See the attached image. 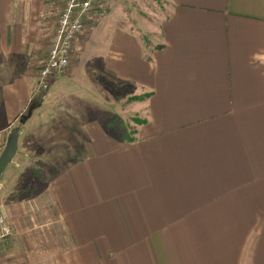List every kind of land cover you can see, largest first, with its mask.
Instances as JSON below:
<instances>
[{"label": "crops", "instance_id": "obj_1", "mask_svg": "<svg viewBox=\"0 0 264 264\" xmlns=\"http://www.w3.org/2000/svg\"><path fill=\"white\" fill-rule=\"evenodd\" d=\"M57 1L0 0V150L19 127L21 152L24 127L48 120L52 96L67 93L57 77L33 97ZM166 1L151 60L118 17L84 31L68 77L81 80L75 98L86 97L89 51L100 61L90 73L131 97L149 93L146 122L126 143L84 108H55L72 123L63 164L52 160L61 169L41 188L53 207L28 209L43 193L21 192L28 180L7 167L0 264H264V0Z\"/></svg>", "mask_w": 264, "mask_h": 264}, {"label": "rangeland", "instance_id": "obj_2", "mask_svg": "<svg viewBox=\"0 0 264 264\" xmlns=\"http://www.w3.org/2000/svg\"><path fill=\"white\" fill-rule=\"evenodd\" d=\"M57 2L61 5L59 7L57 6L52 16L53 22H51L48 30L46 29L45 31L47 35L42 42L44 50H49L55 25L62 10V2L60 0ZM92 13L95 14L96 18L89 19L90 22L86 25L85 29L86 33L88 30H90V32L93 31L100 19L104 17H118V19L124 23V26L137 29L141 32L140 34L143 38L145 52L147 55H150L151 51L162 41L161 23L163 19L168 16L169 10L166 0H98ZM119 25L121 24L119 23ZM83 42L85 41L79 40L76 44V48H78L79 45L81 46ZM87 43L88 40L86 39L85 45ZM86 54H88V56L86 55V97L78 96L79 98H75L77 89L72 88L73 85L81 82V80L72 81L68 78L74 63H76V58L73 56L68 70L62 76L56 77L57 80L63 82V86H61L62 91L64 90L67 93L64 92L65 95H62L56 92L52 96L53 99H51V102H48L51 103L49 106L54 110L51 117H48L49 125L44 123L48 120L44 121L42 116L39 117L40 119L33 120L27 125L26 120L23 124L26 125L24 127L26 129V131L24 129V133L27 134L26 142L24 141L21 145V152L18 151L14 158L15 163H11L7 171V176L10 178L20 177L24 180H28L27 184L20 185L22 188L21 192H25L29 195L41 192V188L44 187V181L50 180L61 169L58 167L59 164L56 161L59 162L60 160L61 164H63L61 158L66 154H62L64 153L62 149H65L62 144L67 143V141L71 139V137L68 139L64 136L63 130L72 122L68 120L70 116H66V112H56L55 108L60 107L61 110H66V108L68 110H70V108H84L86 110V118L97 117L102 122L105 121L104 123L108 131L119 138H124L134 132L139 123L138 121L145 119L147 115L149 93L144 90L140 95L131 97L130 87L126 86L123 87V89H118L119 87L115 86L117 84H114L112 80H108L106 74L102 72L94 73V71L90 73V67H95L96 65V67L100 68V61L89 54V51H86ZM41 66V64L39 65V63H37L35 67L37 74ZM89 74L93 77L92 81L93 79L95 80L94 85L90 84L91 78ZM68 88H70V90ZM49 96H51V93ZM79 103L81 104L78 105ZM83 105L86 107H83ZM13 128L15 127H12V129ZM47 128H51V132L53 131L54 133H48V135L45 132V136H43L42 132L47 130ZM31 145L34 151L28 147ZM4 148L5 146L1 148L0 155ZM27 150H31L30 153H26L28 152ZM55 159L56 161L53 162L52 160ZM10 186L13 187L12 185ZM41 193H43L42 197H34L30 200L31 202H27L28 209H45V207H53V205L50 206L51 201L49 202V197L46 195L48 193L46 191Z\"/></svg>", "mask_w": 264, "mask_h": 264}, {"label": "built area", "instance_id": "obj_3", "mask_svg": "<svg viewBox=\"0 0 264 264\" xmlns=\"http://www.w3.org/2000/svg\"><path fill=\"white\" fill-rule=\"evenodd\" d=\"M97 1L62 0V10L55 25L48 56L39 69L33 97L47 92L52 80L68 70L75 46L84 33L86 20ZM3 231L10 234L7 226L3 227Z\"/></svg>", "mask_w": 264, "mask_h": 264}, {"label": "water", "instance_id": "obj_4", "mask_svg": "<svg viewBox=\"0 0 264 264\" xmlns=\"http://www.w3.org/2000/svg\"><path fill=\"white\" fill-rule=\"evenodd\" d=\"M26 120L27 116L24 115L21 117V123H25ZM18 142L19 127H15L10 132L5 148L0 155V182L7 167L13 162V159L18 152Z\"/></svg>", "mask_w": 264, "mask_h": 264}, {"label": "trees", "instance_id": "obj_5", "mask_svg": "<svg viewBox=\"0 0 264 264\" xmlns=\"http://www.w3.org/2000/svg\"><path fill=\"white\" fill-rule=\"evenodd\" d=\"M162 47H163V45H158V46L156 47V49H161ZM146 58H147L148 60H151V56H150V55H147ZM43 93H45V92H43ZM43 93H42V94H43ZM138 122H139L138 124L145 123V122H146V119L139 120ZM110 126H111V125H110ZM135 134H136V132H135V130H134V132H132L130 135H127L126 137L121 138V139H122L124 142H126V143H134V142L136 141Z\"/></svg>", "mask_w": 264, "mask_h": 264}]
</instances>
